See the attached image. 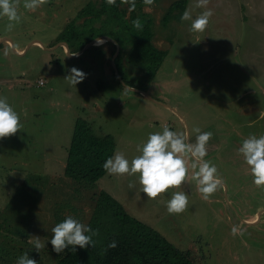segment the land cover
Segmentation results:
<instances>
[{
	"label": "rangeland",
	"instance_id": "1",
	"mask_svg": "<svg viewBox=\"0 0 264 264\" xmlns=\"http://www.w3.org/2000/svg\"><path fill=\"white\" fill-rule=\"evenodd\" d=\"M103 1L0 0V264L14 246L54 264L100 191L199 264H264V0H188L167 25L177 0L145 6L168 52L150 80L131 45L114 64L137 19ZM78 118L115 141L90 190L64 174Z\"/></svg>",
	"mask_w": 264,
	"mask_h": 264
},
{
	"label": "trees",
	"instance_id": "2",
	"mask_svg": "<svg viewBox=\"0 0 264 264\" xmlns=\"http://www.w3.org/2000/svg\"><path fill=\"white\" fill-rule=\"evenodd\" d=\"M158 1L161 0H104L100 3L101 11L109 7L117 16L124 18V22L132 23L137 19L136 34L131 35L132 29L128 26L124 29L125 33L118 35L120 38L116 40L119 42L120 51L114 62L117 66L121 51L131 45L127 54L134 57L135 64L148 70L150 68L149 80L158 72L168 54L167 50L158 49L152 44L154 34L149 24L153 19H146L142 13L145 6L154 5ZM187 2L188 0L172 2L162 18L163 24L167 25L172 20L181 21ZM71 38L77 39L76 36ZM87 42H79L77 51ZM128 78V73L123 69L120 80L128 87H135ZM139 90L145 91L144 88ZM114 154V138L111 135H96L88 121L78 118L67 149L64 174L83 185V188L86 186L89 190L94 189L97 182L108 173ZM18 234L21 233L16 232L15 236L20 238ZM28 238L27 231L23 237L26 247L31 245ZM17 239L14 240L16 244ZM30 252L31 250L24 246H14L13 252L10 255L8 252L9 258L5 261L9 260L10 264H43L38 256L34 259ZM53 258L54 264H199L189 250L176 248L155 230L130 216L123 206L105 191H100L96 197L89 225L82 237L63 242L62 248L53 254Z\"/></svg>",
	"mask_w": 264,
	"mask_h": 264
},
{
	"label": "water",
	"instance_id": "3",
	"mask_svg": "<svg viewBox=\"0 0 264 264\" xmlns=\"http://www.w3.org/2000/svg\"><path fill=\"white\" fill-rule=\"evenodd\" d=\"M96 41L94 40L93 42H90L89 43V45H86L85 47H84V49H86V48H88L89 46H91V44H93V43H95ZM83 49V50H84ZM118 53H119V46L117 45V51L114 53V59H115V57H116V55H118ZM114 59H113V61H114ZM114 64H115V62H114ZM133 89V88H132ZM133 90H135V89H133ZM140 92H142V91H140ZM143 93V95H145L146 97H148L147 95H146V93H144V92H142ZM148 98H150V97H148ZM151 99V98H150ZM152 100V99H151ZM191 155L193 156V154L191 153ZM194 157V156H193ZM195 160H197L198 162H200L201 164H203V166H204V168L207 170V168H206V166L204 165V163L202 162V161H200L199 159H196L195 158ZM223 185H224V183H222ZM224 187H225V189H226V186L224 185ZM246 223H248V222H246ZM250 224V223H249Z\"/></svg>",
	"mask_w": 264,
	"mask_h": 264
},
{
	"label": "crops",
	"instance_id": "4",
	"mask_svg": "<svg viewBox=\"0 0 264 264\" xmlns=\"http://www.w3.org/2000/svg\"><path fill=\"white\" fill-rule=\"evenodd\" d=\"M16 52H17V53H20V52H22V49L17 48V49H16ZM15 77H16V79H19V75L15 76ZM16 81H17V80H16ZM112 197H114V196H112Z\"/></svg>",
	"mask_w": 264,
	"mask_h": 264
}]
</instances>
